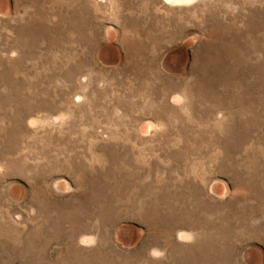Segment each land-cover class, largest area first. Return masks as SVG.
Masks as SVG:
<instances>
[{
    "label": "rangeland",
    "instance_id": "374dc122",
    "mask_svg": "<svg viewBox=\"0 0 264 264\" xmlns=\"http://www.w3.org/2000/svg\"><path fill=\"white\" fill-rule=\"evenodd\" d=\"M44 263L264 264V0H0V264Z\"/></svg>",
    "mask_w": 264,
    "mask_h": 264
},
{
    "label": "bare ground",
    "instance_id": "6f19581e",
    "mask_svg": "<svg viewBox=\"0 0 264 264\" xmlns=\"http://www.w3.org/2000/svg\"><path fill=\"white\" fill-rule=\"evenodd\" d=\"M55 1V0H54ZM74 1V0H73ZM167 1V0H166ZM56 4V3H55ZM60 6V5H59ZM244 7V6H243ZM241 10V9H240ZM208 14V13H207ZM205 22V21H204ZM251 32V31H250ZM247 39V38H246ZM255 39V38H254ZM246 43V42H245ZM254 44V43H253ZM244 51V50H243ZM247 51V50H246ZM254 51V50H253ZM257 51V50H256ZM242 56V55H241ZM158 79V78H157ZM231 86V85H230ZM164 88V87H163ZM196 90V89H195ZM232 97V96H231ZM247 98V97H246ZM237 100V99H236ZM248 101H249V99H248ZM227 102V101H226ZM232 102V101H231ZM246 110V109H245ZM173 112V111H172ZM234 112H235V110H234ZM239 112V111H238ZM254 112V111H253ZM237 113V112H236ZM248 113V112H247ZM238 117V116H237ZM236 120V119H235ZM235 123V122H234ZM78 124V123H77ZM230 125V124H229ZM233 126V125H232ZM249 134V133H248ZM115 137V136H114ZM71 144V143H70ZM224 147V146H223ZM66 149V148H65ZM229 149V148H228ZM69 151V150H68ZM217 152V151H216ZM30 154V153H29ZM78 156V155H77ZM105 156V155H104ZM76 159H77V157H76ZM67 161V160H66ZM75 161V160H74ZM252 161V160H251ZM67 163V162H66ZM244 163V162H243ZM92 164V163H91ZM251 164V163H250ZM22 166V165H21ZM85 166V165H84ZM247 166V165H246ZM245 166V167H246ZM70 167V166H69ZM76 167V166H75ZM91 167V166H90ZM85 168V167H84ZM93 169V168H92ZM12 170V169H11ZM21 170V169H20ZM47 170V169H46ZM79 170V169H78ZM68 171V170H67ZM196 172V171H195ZM157 173V172H156ZM6 174V173H5ZM128 184V183H127ZM127 186V185H126ZM129 189V188H128ZM129 191V190H128ZM135 193V192H134ZM135 196V195H134ZM121 197V196H120ZM131 198H132V196H131ZM170 199V198H169ZM112 200V199H111ZM114 201V200H113ZM121 201H122V198H121ZM167 201V200H166ZM123 202V201H122ZM121 202V203H122ZM173 202H175V201H173ZM137 203V202H136ZM164 204H166V203H164ZM88 206V205H87ZM139 206V205H138ZM163 206V205H162ZM52 207V206H51ZM101 207V206H100ZM118 207H119V205H118ZM154 207V206H153ZM174 207V206H173ZM47 208V207H46ZM56 208V207H55ZM105 208V207H104ZM142 208H144V206L142 207ZM147 208V207H146ZM121 209V208H120ZM133 209V208H132ZM163 209V208H162ZM171 209V208H170ZM46 210V209H45ZM48 210H50V209H48ZM47 210V211H48ZM65 210V209H64ZM72 210V209H71ZM80 210V209H79ZM112 210V209H111ZM141 210V209H140ZM160 210H161V208H160ZM173 210V209H172ZM163 211V210H162ZM57 212H59V208H58V211ZM108 212H109V209H108ZM119 212V211H118ZM161 212V211H160ZM159 212V213H160ZM172 212V211H171ZM176 212V211H175ZM202 213V212H201ZM205 213V212H204ZM114 214V213H113ZM118 214V213H117ZM120 214V213H119ZM60 215V214H59ZM109 215V214H108ZM161 215V214H160ZM211 215V214H210ZM56 216H57V214H56ZM65 217V216H64ZM158 217V216H157ZM57 220V219H56ZM10 221V220H9ZM87 221H88V219H87ZM204 221H205V219H204ZM213 221V220H212ZM76 222V221H75ZM84 222V221H83ZM16 224V223H15ZM53 224V223H52ZM58 225V224H57ZM77 225V224H76ZM212 225V224H211ZM89 226V225H88ZM205 226V225H204ZM9 227V226H8ZM15 227V226H14ZM18 227V226H17ZM42 227V226H41ZM49 227V226H48ZM73 227V226H72ZM85 227V226H84ZM30 228V227H29ZM26 229H28V228H26ZM221 229V228H220ZM252 229V228H251ZM15 230V229H14ZM19 230H22V229H19ZM52 230V229H51ZM24 233V232H23ZM218 233V232H217ZM20 234H21V232H20ZM63 235V234H62ZM35 236V235H34ZM60 237H61V235H60ZM213 237V236H212ZM30 238V237H29ZM14 239V238H13ZM19 239V238H18ZM54 239V238H53ZM62 239H63V237H62ZM71 240V239H70ZM198 241V240H197ZM32 242V241H31ZM33 243V242H32ZM43 243V242H42ZM222 244V243H221ZM10 246V245H9ZM50 246V245H49ZM48 246V247H49ZM178 247V246H177ZM222 247V246H221ZM35 250H36V248H35ZM46 250V249H45ZM177 250V249H176ZM31 251V250H30ZM174 251V250H173ZM42 252V251H41ZM45 252V251H44ZM202 252V251H201ZM227 252V251H226ZM33 254V253H32ZM17 255H19V254H17ZM48 255V254H47ZM28 256V255H27ZM197 257V256H196ZM34 258V257H33ZM223 258H225V257H223ZM73 260V259H72ZM221 260V259H220ZM62 261V260H61ZM27 262H29V261H27ZM26 262V263H27ZM51 262V261H50ZM60 262V261H59ZM63 262V261H62ZM45 264V263H44Z\"/></svg>",
    "mask_w": 264,
    "mask_h": 264
}]
</instances>
